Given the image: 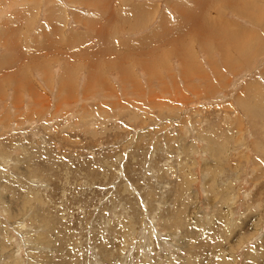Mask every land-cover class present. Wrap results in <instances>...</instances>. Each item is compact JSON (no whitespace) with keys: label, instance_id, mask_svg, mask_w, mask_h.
<instances>
[{"label":"rangeland","instance_id":"obj_1","mask_svg":"<svg viewBox=\"0 0 264 264\" xmlns=\"http://www.w3.org/2000/svg\"><path fill=\"white\" fill-rule=\"evenodd\" d=\"M174 1L0 0V264H264V0Z\"/></svg>","mask_w":264,"mask_h":264},{"label":"bare ground","instance_id":"obj_2","mask_svg":"<svg viewBox=\"0 0 264 264\" xmlns=\"http://www.w3.org/2000/svg\"><path fill=\"white\" fill-rule=\"evenodd\" d=\"M210 1L221 3V5H229L230 6V4H231V0H189V2L191 4H190V6L187 7V6H184V4L182 3L181 0L179 2L174 1V10H175V15L177 16V18L171 19L172 21L170 22L168 28H166L167 25L164 22L165 27H164V32H162V33H164L165 35H168V33L169 34L173 33L174 35L179 34L180 30H178V25H180L181 22L183 21L182 19H185V18H186V20H191L193 24L197 23L198 25H196V27L200 31H202L203 34H205L204 32H207L214 39H216L219 34L224 35V37H225V35H233V34L238 33V32L241 35H244L247 32L245 30L242 31L240 28H237V29H235V31H233L231 29V25L229 26L227 23L223 22L222 20L216 21L215 22L216 24L213 27H209L208 26V18L210 16L211 12L213 11V10H211V11L207 12V10H208L207 8L210 4ZM107 2H109V1H107ZM105 4H106V2H105ZM248 6H250V2H248L246 0H232V7L236 8L237 11L247 14L250 18L252 16L260 17L259 15L255 14L254 12H250ZM111 7L112 6L109 4V8H111ZM142 7H143V5H141V4L133 5V6L129 7L130 14H128L126 12V7H123V9H122L120 6H117L112 10V11H115V13L114 12L113 13L109 12V13H110V16L112 18L114 15L117 18L116 20L120 21L121 25L124 24L125 26H133V25H138V24L142 23V21H143L142 19H144L145 15L147 13L146 12L147 8L144 9ZM253 9H254V7H253ZM255 9H256V7H255ZM196 15H200V18ZM128 21H130V23H127ZM176 24H177L176 29L170 30L172 28V25H176ZM161 31H162V28H161ZM250 35H252V34L250 32H247V34L244 36L247 37ZM104 36L106 37V35H104ZM235 36L236 35H233V39H232V47L235 50H239L240 48H243V47L251 44L249 41L250 39H243L244 36H240V35H239L240 38H235ZM57 40H54V41L57 42ZM122 48L123 47H121V49ZM173 50L177 51V49H175V48ZM241 53L243 54V52H241ZM224 61L228 62L226 60H224Z\"/></svg>","mask_w":264,"mask_h":264}]
</instances>
